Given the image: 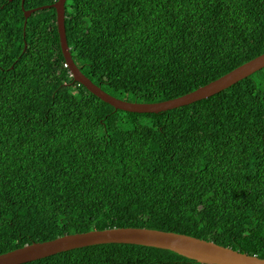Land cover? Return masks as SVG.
<instances>
[{"label": "trees", "instance_id": "1", "mask_svg": "<svg viewBox=\"0 0 264 264\" xmlns=\"http://www.w3.org/2000/svg\"><path fill=\"white\" fill-rule=\"evenodd\" d=\"M56 0H0V254L145 227L264 258V67L157 113L116 109L75 81ZM38 8L28 18L24 10ZM70 54L104 91L172 99L264 53V0H66ZM23 264H203L106 243Z\"/></svg>", "mask_w": 264, "mask_h": 264}, {"label": "water", "instance_id": "2", "mask_svg": "<svg viewBox=\"0 0 264 264\" xmlns=\"http://www.w3.org/2000/svg\"><path fill=\"white\" fill-rule=\"evenodd\" d=\"M65 2L66 0H56L53 4L41 6L40 8L54 7L56 10L60 47L71 76L94 95L111 104L116 109L138 113H157L177 108L208 98L264 67V53H262L219 78L184 95L151 103L123 100L104 91L99 85L83 74L74 63L65 32ZM37 9L24 10L25 18H28ZM106 243L136 244L167 249L203 264H264V258L255 254H247L231 247L222 246L214 241L177 232L124 226L65 234L52 240L26 244L20 248L0 254V264H23L62 251Z\"/></svg>", "mask_w": 264, "mask_h": 264}, {"label": "clouds", "instance_id": "3", "mask_svg": "<svg viewBox=\"0 0 264 264\" xmlns=\"http://www.w3.org/2000/svg\"><path fill=\"white\" fill-rule=\"evenodd\" d=\"M118 98V97H117Z\"/></svg>", "mask_w": 264, "mask_h": 264}]
</instances>
